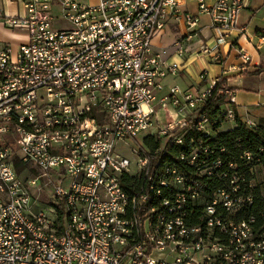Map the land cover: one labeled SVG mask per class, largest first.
Returning <instances> with one entry per match:
<instances>
[{
  "label": "built area",
  "instance_id": "built-area-1",
  "mask_svg": "<svg viewBox=\"0 0 264 264\" xmlns=\"http://www.w3.org/2000/svg\"><path fill=\"white\" fill-rule=\"evenodd\" d=\"M14 1L22 14L0 10L25 37L17 50L0 46V264H264L263 224L245 217L255 189L264 197V170L216 171L221 157L210 162L215 152L188 136L210 130L217 80L159 97L179 65L154 50L177 23L180 56L221 63L250 0ZM223 93L225 125L254 127ZM157 106L175 109L164 127ZM214 178L222 185L207 195Z\"/></svg>",
  "mask_w": 264,
  "mask_h": 264
},
{
  "label": "crops",
  "instance_id": "crops-1",
  "mask_svg": "<svg viewBox=\"0 0 264 264\" xmlns=\"http://www.w3.org/2000/svg\"><path fill=\"white\" fill-rule=\"evenodd\" d=\"M77 1L89 6H95L99 2V0ZM263 7L264 0H250L245 10L238 17L235 40L239 41L235 47L224 46L221 48L224 56L221 63L213 61L209 56L191 52L180 56L177 48L186 34V29L182 25L171 23L164 33L154 40V50L168 64H178L179 71L175 76H169L163 81L164 90L159 94V97L168 94L172 87H178L185 91L191 87H200L204 84L207 86L213 80L223 78L226 80V86L233 90L239 115L242 117L248 113L257 117L256 120L264 119V103L261 104L258 97L248 99L250 96L248 94L259 93L256 92V89H259L260 86V81L250 78L264 75V71L261 74H255L264 69V43L260 39L264 35V25L260 23V20L264 19ZM190 8L195 12L194 6ZM0 10L7 16H16L23 12L21 5L14 0H2ZM200 20L202 29L200 39L206 41L203 38L205 33L211 38V32L208 29L209 17L203 15ZM21 40H25V37L12 33L0 22V46L10 45L14 50H17ZM199 42L201 43L200 40L197 43H192L189 51L197 47ZM244 53L249 57L248 62L242 58ZM234 67L238 70H233ZM244 68L245 71H242L241 69ZM255 96H259V94ZM249 106L256 109L249 110Z\"/></svg>",
  "mask_w": 264,
  "mask_h": 264
},
{
  "label": "trees",
  "instance_id": "trees-1",
  "mask_svg": "<svg viewBox=\"0 0 264 264\" xmlns=\"http://www.w3.org/2000/svg\"><path fill=\"white\" fill-rule=\"evenodd\" d=\"M264 69L257 71L255 74H261ZM226 90L233 91L226 86V80L223 78L217 79L216 86L212 90V97L208 100L205 111L210 114L211 126L208 132L192 133L188 137H194L196 145L201 146L203 150L215 152L212 157H207L210 162H213L216 157H221V166L216 171L223 172L228 169L229 163H236L241 170H248L250 167L258 166L264 170V119L255 121L254 127H248L240 119L232 126L225 125L227 96L223 93ZM153 146V141L150 142ZM156 143L154 147H157ZM186 147H181L185 149ZM153 149V147H152ZM180 149H174V152H179ZM248 153L253 157L251 163H246L241 160V157ZM207 187L205 188L207 195H211L217 188L222 185L217 178L206 180ZM264 192V191H263ZM255 200L252 207L247 210L245 217L253 216L257 218V226L264 223L261 214L264 210V197L260 188L255 189Z\"/></svg>",
  "mask_w": 264,
  "mask_h": 264
},
{
  "label": "rangeland",
  "instance_id": "rangeland-1",
  "mask_svg": "<svg viewBox=\"0 0 264 264\" xmlns=\"http://www.w3.org/2000/svg\"><path fill=\"white\" fill-rule=\"evenodd\" d=\"M262 10H264V9H262ZM260 23L264 25V19L260 20ZM203 38H204V40L208 41L210 39V35L208 36L205 33V35H203ZM195 42L197 43V41H194L193 43H195ZM199 44H200V42H199ZM247 78H249V77H247ZM250 79H255V80L260 81L259 82L260 86H259V89H256V92H259V93H257V94H259V96H255L257 94H248V95H250L248 97V99H253V98L256 99L258 97L259 98V102L261 104H263L264 103V75H262L260 77H251ZM203 86H206V85L204 84ZM257 90H260V91H257ZM248 108H250L249 110L256 109L255 107H250V106ZM156 110H157V116H158V119H159V124H160L161 127H164L166 125V123L168 122V119L173 117L174 114H175V109L173 107H171V106L168 107L167 111L164 108L162 109V107H159V106H157ZM256 118L257 117H255L253 115H249V119H251L253 121H258V120H256ZM130 144H131L132 147H138V143L135 140H133V142H131ZM118 149H119L120 152H122V154L130 155L129 151L125 148L124 145H119ZM130 157H131V155H130ZM41 201L45 202V203L48 201L46 199L45 195H43L41 197Z\"/></svg>",
  "mask_w": 264,
  "mask_h": 264
}]
</instances>
